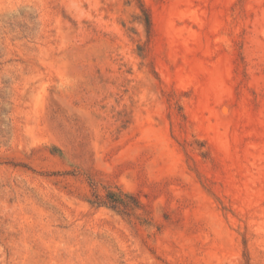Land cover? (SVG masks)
Listing matches in <instances>:
<instances>
[{"label":"rangeland","instance_id":"obj_1","mask_svg":"<svg viewBox=\"0 0 264 264\" xmlns=\"http://www.w3.org/2000/svg\"><path fill=\"white\" fill-rule=\"evenodd\" d=\"M0 264H264V0H0Z\"/></svg>","mask_w":264,"mask_h":264},{"label":"trees","instance_id":"obj_2","mask_svg":"<svg viewBox=\"0 0 264 264\" xmlns=\"http://www.w3.org/2000/svg\"><path fill=\"white\" fill-rule=\"evenodd\" d=\"M90 204H92V205L96 204L97 207L104 206V207L110 208L114 211H117L120 207L124 208L126 211L128 210L126 208V205H125L122 197L116 196L115 194H112V193H109L106 196L105 201H98L96 203H90Z\"/></svg>","mask_w":264,"mask_h":264}]
</instances>
